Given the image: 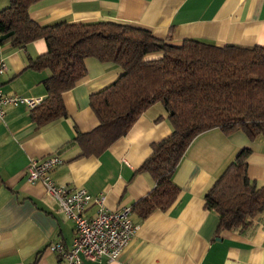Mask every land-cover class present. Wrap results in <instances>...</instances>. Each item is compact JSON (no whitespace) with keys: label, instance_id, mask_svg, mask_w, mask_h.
<instances>
[{"label":"crops","instance_id":"obj_1","mask_svg":"<svg viewBox=\"0 0 264 264\" xmlns=\"http://www.w3.org/2000/svg\"><path fill=\"white\" fill-rule=\"evenodd\" d=\"M0 0V11L9 7ZM30 16L41 25L61 21L117 22L140 26L173 44L201 40L216 46L264 47V0H43L31 6ZM47 43L38 40L24 48L0 44V60L7 66L1 78L5 95L47 98L43 81L48 71L31 68L45 55ZM87 76L63 94L67 117L39 125L25 105L6 106L0 119V264H67L48 251L52 243L71 248L75 225L48 199L41 183L28 182L33 159L63 158L52 177L58 185L86 189L104 197L105 207H132L155 187L148 173L138 169L151 157L152 144L172 134L168 112L154 104L131 131L100 156H83L74 142L77 133L95 130L99 121L90 97L110 85L122 70L96 59L86 60ZM242 148H250L249 178L264 185V140L254 142L243 132L231 135L215 129L201 134L188 148L173 177L181 190L168 211L142 220L119 260L104 264H264V214L245 231L216 235L219 217L206 211L205 194ZM98 207L86 211L94 218ZM84 264H98L85 260Z\"/></svg>","mask_w":264,"mask_h":264},{"label":"trees","instance_id":"obj_2","mask_svg":"<svg viewBox=\"0 0 264 264\" xmlns=\"http://www.w3.org/2000/svg\"><path fill=\"white\" fill-rule=\"evenodd\" d=\"M41 1L9 0V7L0 11L1 45L47 43V53L30 65L49 72L42 83L47 98L32 110L33 121L44 125L67 117L62 96L87 76L90 58L115 65L122 74L90 97L99 125L90 133H77L74 142L83 156L106 152L154 104L168 112L172 134L152 144L151 157L137 171L151 175L156 185L131 207L132 215L145 220L177 202L181 190L174 174L201 134L218 129L226 135L243 132L251 142L264 140V47L216 46L201 40L177 45L149 29L108 21L41 25L29 12ZM251 155L250 148L239 150L205 194V210L219 217L217 236L244 233L264 214V185L249 178Z\"/></svg>","mask_w":264,"mask_h":264},{"label":"built area","instance_id":"obj_3","mask_svg":"<svg viewBox=\"0 0 264 264\" xmlns=\"http://www.w3.org/2000/svg\"><path fill=\"white\" fill-rule=\"evenodd\" d=\"M6 71V64L0 60V119L4 117L6 106L23 104L34 110L43 104L42 98L5 95L1 88V78ZM63 164L61 156L52 155L31 160L27 170L28 182L44 185L48 199L75 225L76 238L71 248L67 249L62 243H52L48 251L59 254L67 264H84L85 260L104 264L119 260L139 229L132 219L131 208L109 210L105 207L104 197L95 198L83 188L71 189L58 185L52 173ZM91 204L98 207L94 218L86 216Z\"/></svg>","mask_w":264,"mask_h":264},{"label":"rangeland","instance_id":"obj_4","mask_svg":"<svg viewBox=\"0 0 264 264\" xmlns=\"http://www.w3.org/2000/svg\"><path fill=\"white\" fill-rule=\"evenodd\" d=\"M2 10H4V9H2Z\"/></svg>","mask_w":264,"mask_h":264}]
</instances>
